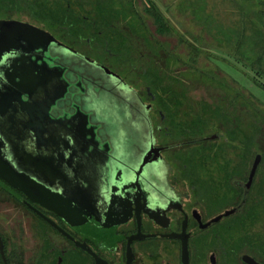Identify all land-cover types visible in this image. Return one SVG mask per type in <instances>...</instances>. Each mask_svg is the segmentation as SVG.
<instances>
[{"label": "flooded vegetation", "instance_id": "af4514ba", "mask_svg": "<svg viewBox=\"0 0 264 264\" xmlns=\"http://www.w3.org/2000/svg\"><path fill=\"white\" fill-rule=\"evenodd\" d=\"M6 51L0 56V103L13 90L8 66L18 55ZM8 109L0 111V118ZM63 127L74 140L54 131L50 142L62 149L57 162L44 161L40 172L33 164L36 156L27 161L10 155L14 172L8 180L0 177L12 193L1 185L0 190L30 216L26 238L20 233L18 242L9 237L6 244L0 235L6 264L7 256L12 264L18 258V264H264L254 228L257 209L249 210L241 197V184L248 180L235 175L227 195L211 193L195 172L176 176L165 155L192 143L164 144L154 135L134 152L118 143V161L108 173L109 145H95L96 153L81 151L82 140L97 142L92 126L74 120ZM0 151L8 152L3 142ZM0 261L4 264L1 255Z\"/></svg>", "mask_w": 264, "mask_h": 264}, {"label": "rangeland", "instance_id": "374dc122", "mask_svg": "<svg viewBox=\"0 0 264 264\" xmlns=\"http://www.w3.org/2000/svg\"><path fill=\"white\" fill-rule=\"evenodd\" d=\"M122 1L125 2V7L137 10L142 16L143 24L151 33L148 35L151 42H147L139 33L135 34L128 25H119L126 32L128 43H133L134 56L138 57L136 64L128 62V59L117 62L116 56L98 45L83 43L80 47L75 46L79 53L105 65L116 76L106 74L105 68L97 63L83 65V71L88 73L83 76L90 80L91 84H87V88L91 93L76 95L77 104L82 106L83 111L89 112L90 109L86 106L95 100L93 103L100 108V113H90V122L100 124L98 134L102 138L106 137L105 132H119L121 137L118 142L129 152H134L142 143L151 141L153 135L158 142L164 144L173 145L191 140L188 139L190 134H183L175 128L183 127V124L191 126L196 113L202 111V118L205 119L201 127L202 134H195L192 139L200 136L215 138L211 142L202 141L169 150L165 155L173 162L175 175L195 172L199 179L208 183L209 192L219 191L227 195L230 188L234 189L232 180L235 178L233 175L227 181L230 175L226 171L228 162L231 166L233 163L240 164L238 168H244L245 177L257 158L246 204L248 209L251 206L254 210L259 205L263 207L264 61L260 65L262 68H257L256 49L251 53H246L247 47L238 50L231 44L233 41L227 40L221 33L222 29L233 25L232 21L243 16L240 7L244 15L256 21L255 11H264V5L259 7L253 4L249 11L240 6L238 0H156L171 27L170 33L158 34L153 18L144 12V0ZM127 2L132 4L129 6ZM20 4L23 6L24 3ZM2 17L37 25L29 12L24 10H9ZM37 26L43 28L41 25ZM249 31H245L247 35L250 34ZM145 32L147 31L141 30L140 35ZM51 50L54 51L53 48ZM55 52L59 55L58 51ZM63 59L65 60L64 57ZM75 62L76 67L70 70L74 74L81 68L76 59ZM31 65L30 63L29 66ZM152 69L158 74L159 87L174 89L183 103L179 106L171 103L173 124L162 110V99L158 97L173 98L174 94H163L160 88L156 92L158 97L146 94ZM75 77L77 76L72 75L71 79ZM93 81H97L98 86ZM160 114L165 117V121H161ZM177 122H182V126L174 127ZM231 131L232 140L228 134ZM242 132L249 136L253 134L250 152L245 154V159L240 154L245 147L241 143L244 141ZM241 161H245L246 166ZM260 201L263 202L259 203ZM14 207L9 195L0 190V231L5 243L9 237L11 241L14 238L18 242V234L27 237L26 223L30 216L24 210ZM254 228L257 235H261L260 238L257 237L264 239V223L256 220Z\"/></svg>", "mask_w": 264, "mask_h": 264}, {"label": "trees", "instance_id": "16d2710c", "mask_svg": "<svg viewBox=\"0 0 264 264\" xmlns=\"http://www.w3.org/2000/svg\"><path fill=\"white\" fill-rule=\"evenodd\" d=\"M20 2H23L25 4H23L24 7L20 4ZM79 2L80 1L77 0H0V23L13 22L4 21V18L2 16L6 11L13 9L18 11H28L31 15L32 20L37 23V25H41L43 28L22 21L15 22L21 23L24 30L28 28L27 26H25L27 24L38 28L44 31V33H46L52 39V41L56 42H48L46 45V51H43L40 46V48L37 46H32L34 48H30V51L32 52L26 53L29 48L27 46H20L21 41L15 40V38L13 37V34L15 32L9 30L8 33L0 36V44L3 45V47L0 48V56H6V54L3 52L7 50L6 52L8 56L18 54L15 58H11L12 62H18L21 59L26 60L27 62H33L31 64L34 65L39 62H43L45 63L46 68H48V66L58 68L62 72H64V75L67 77L71 78L72 75L80 76L81 81L85 85H90L91 83L86 76H83L84 74L88 75V73L83 71V65L94 62L104 67L109 72H111V70L108 69L105 65H101L98 61L79 53L74 48L75 46L80 47V45H83V43H88L94 46L98 45L105 51L110 52L114 57L116 56L117 62L128 59V62L136 64V58L138 57L134 56L135 50L134 46L132 45L133 43H128L127 34L125 31L120 29L121 27H119V25H128L135 34L139 33V36H143L147 42H151L148 38V35L150 36L151 33L148 30L147 26L143 24L142 16L138 13V11L135 9L130 10L128 7H125V2L122 0H87L86 2ZM237 3L240 6L245 7L247 10L251 11L249 8H251L253 4H257V6L259 7L260 5L263 6L264 0H238ZM127 4H132V2H127ZM202 9H204V7H202ZM240 9L243 16L240 19L237 18L236 20L232 21L233 25H231V27L228 26V28L225 30L220 27L222 29L221 34L223 37H227V40L233 41L231 44L234 45L235 48H238V50L242 49L243 47H247L246 53H251V51L256 49L257 52L255 56V62L258 63L257 68L259 67L261 69L262 67L260 65H262V61H264V11H255L256 21H253V19L248 18L242 13L241 7ZM144 12L147 13L148 16L150 15L153 18L155 24L158 27V29H156L158 34H168L171 32L169 21L166 20L164 12L160 8L156 0H144ZM2 27L3 25L0 28ZM143 29L147 32L143 33V35H140V31ZM247 29L250 30L249 35H247L245 32ZM27 40L33 43L28 36ZM33 41L34 44L39 43L42 44V46L43 44H46L43 43L44 41L42 37H40L39 39L34 38ZM7 45L10 47L5 48L4 46ZM12 47H18L21 50L11 51ZM52 48L54 51L51 50ZM55 51H58L59 55H57ZM45 53H47L51 57H55L57 61L48 62L44 58L41 59V56L45 55ZM249 56L251 55L249 54ZM63 57L65 58V60L63 59ZM245 57L249 59L247 56ZM74 58L81 64V68H79L78 72L75 74L70 71L71 69L76 67ZM150 75L151 77L149 81H147V86L149 87L150 91L147 90L146 94H148L149 96H153V98L155 96L158 97L156 95V92L159 88L162 90L163 94L168 92L174 94L173 98H164L162 96L158 97L159 99H162V110L165 111L166 116H168V119H170V122L173 124L171 114L174 113H172L170 109L172 106L171 103L174 106L183 104L177 95L178 92H175L174 89L168 87H166V89L159 87V77L157 76L158 74L154 69L151 70ZM118 77L120 78V76ZM108 78L112 79V77ZM93 83L98 86L97 81H93ZM201 112L196 113L194 119L191 120V126H186L182 122L181 124L180 122H177L173 125L174 127H178L182 126L183 124V127L175 128V130L181 131L183 134H190V136H188V139L191 140L187 141L192 144L200 143L204 140L209 139L207 137L201 136V138L199 137L192 139V137H194L193 135L202 134L201 127L205 123V119L202 118L203 112ZM228 134H230V137H232L230 139L232 140V131L228 132ZM241 134L244 139V141L241 143L242 146L245 147L241 150L240 154L242 158L245 159V154H248L250 152L249 147L252 144L253 134L251 136H249L246 132H242ZM241 162V164L246 166L245 161ZM239 165L240 164L238 163H233V166H231L228 162L226 171L230 175L227 177V181L228 179L233 177V175L242 176L243 181L248 180V175L243 177L246 171L244 170V168H238ZM227 187H229L228 184ZM243 192L244 190L242 188L241 197L243 196ZM249 193L250 191H248L246 199H248ZM261 194H264V192H261ZM261 197L264 201V195H262ZM263 201H260L259 203ZM256 215L257 221L264 223V206L262 207L261 205H259L256 211ZM0 235L3 238L1 231ZM258 236L259 238L261 237L260 233L258 234ZM262 247L264 249V239H259V250L262 251ZM11 260L13 259H10V257L7 256L8 264H12ZM17 260L18 262H20L21 258H18ZM0 264H2L1 261Z\"/></svg>", "mask_w": 264, "mask_h": 264}, {"label": "water", "instance_id": "95a60500", "mask_svg": "<svg viewBox=\"0 0 264 264\" xmlns=\"http://www.w3.org/2000/svg\"><path fill=\"white\" fill-rule=\"evenodd\" d=\"M0 24V27L3 25V27L0 28V36L8 33L9 30L15 32L13 37L15 40L21 41L20 46H27L29 48L28 51L26 50L27 52H32L30 51V48H33L32 46H40L43 51H46L47 43L50 41L54 42L46 33H44V31L31 25H25L28 28L24 30L22 28L23 25L15 21ZM27 36L33 43L27 40ZM40 37L43 38V43H46L43 44V46L39 43L34 44L33 39H39ZM13 48L21 50L18 47ZM43 58L48 62L57 61L55 57H51L47 53L41 56V59ZM30 63L33 62H27L26 60L21 59L18 62L14 61V64L9 63L10 65L8 66V73L11 76L14 75L15 79L11 84L13 90H10L9 97L5 98V100H2L0 103V111L9 108L8 110L3 111V118H0V142H3L8 148V152L0 151V177L8 180V174L14 172V169L11 167L12 164L10 163L12 162L10 160V155L17 156L20 160L27 161L30 157L36 156L35 160L37 161L33 164L35 169L40 170V172L43 171L42 166L44 161L57 162V157L62 149L60 143L57 145L50 142L51 139H53L52 134L55 130L59 129V132L65 139L67 136L69 139L74 140L70 136L71 133L67 134L68 129L63 127L64 123L69 124V122L74 120L81 125H85V127L92 126V134L97 138V142L92 144H89V141L85 140L79 142L81 145V151L85 152L84 150L87 149L88 151L91 149L93 153H96L98 148H102V145H109L107 149L109 161L107 162L108 164L105 163V165L108 167V173L113 171V167L118 161L117 146L120 134L119 132H116L115 134H113V132H105L106 137L102 138L98 134L100 124L90 122L92 118L90 113H94V115H99L100 113V111H98L100 108H97L95 103H93L95 100L86 106L88 110L90 109L89 112L83 111L81 109L82 106L77 104L75 101L76 95L82 93L88 94V92H90L87 85L81 81V77L77 76L74 79H71L70 77L65 76L64 72L58 68L52 66L46 68L45 63L43 62L29 66ZM104 70L106 71V74H110V76L116 78L114 73L109 72L107 69ZM1 88L2 87L0 86V90ZM10 95L12 96L10 97ZM7 112L10 113L5 114ZM45 120L47 122L45 124L46 128L44 127ZM53 122L58 124L59 128L52 126ZM209 138L213 139L215 136ZM71 142L72 141H69L68 143ZM95 145H97L98 148L94 147ZM70 150L71 149L69 148L63 149L65 152L63 155L68 156ZM119 154L121 156V152ZM24 162L26 163V161ZM257 163L258 159L256 158L251 167L248 181L241 184L244 190L242 202L246 200L251 180L256 171ZM0 185L12 193L3 183H0ZM0 255L4 264H6L1 238Z\"/></svg>", "mask_w": 264, "mask_h": 264}]
</instances>
